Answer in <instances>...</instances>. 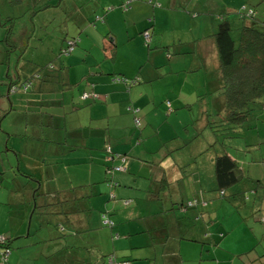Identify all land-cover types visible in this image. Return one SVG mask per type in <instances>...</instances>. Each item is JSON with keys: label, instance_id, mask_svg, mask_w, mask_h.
<instances>
[{"label": "crops", "instance_id": "crops-1", "mask_svg": "<svg viewBox=\"0 0 264 264\" xmlns=\"http://www.w3.org/2000/svg\"><path fill=\"white\" fill-rule=\"evenodd\" d=\"M45 2L28 0L21 10L27 7L22 12L30 15L34 3L38 7ZM78 3L65 13L67 16L61 14L68 19L76 12L78 18L74 19L76 31L72 36L68 25L66 40L82 39L86 19L93 22L90 17L96 20L100 17L98 20L104 23L101 31L107 29L108 39L118 48L114 58L106 52L113 65L108 62L95 69L88 53L74 58L75 50L67 59L69 63L63 61L55 66L61 70L64 64L68 65L62 73L63 86L52 83L38 86L43 93H13L0 80V120L8 122L0 126L3 133L0 182L13 179L12 171L18 167L19 172L34 177L40 185L34 188L19 183L18 194L27 188L29 202L25 204L26 197L22 202L20 196L16 201L11 199L10 205L20 207L14 214L16 218L6 204L5 208L0 206V239L5 238L11 248L7 260L0 251V262L109 264L113 254L118 262L129 264H264V253L258 251L260 244L264 248V192L259 189L264 186L262 173L257 170L258 181H250L256 185L249 215L241 217L235 213L233 217L217 208L218 204L222 207L228 203L216 195V186H212L215 155L211 154L207 167L205 162L200 165L193 161V157L211 153L209 146L214 135L208 121L216 113L211 103L223 101L218 93L220 64L215 40L219 25L225 18L238 30L243 23L239 14L250 11L248 8L254 9L256 19L264 23V0H94V3L78 0ZM101 6L112 10L104 15ZM51 16L50 21L43 16L41 26L38 20L40 34L46 33L48 24L58 18ZM149 29L152 42L147 46L143 32ZM4 33L5 29L0 27V41ZM168 33L172 36L167 40ZM4 47L1 46L2 51ZM125 47H132L129 72L115 65L123 56L120 49ZM0 65L6 68L0 67V78L9 77L11 60H3ZM25 66L26 63L17 62L15 69L20 74L12 75V79L30 75ZM115 78H131L136 83L128 85ZM85 94L97 95L99 100H83ZM41 96L46 100H41ZM168 103L173 109L171 113ZM198 105L200 117L206 121L188 129ZM17 108L22 112L14 119L12 114ZM189 112L193 114L190 116ZM136 118L141 126L146 125L140 133ZM260 130L245 135L252 133L258 138ZM204 133L210 135L205 138L208 145L195 146L191 154L193 145L205 137ZM184 135L187 137L182 138ZM135 141L142 143L141 152H137ZM259 142L252 140L247 146H258L262 141ZM185 147L187 161L178 156L185 153ZM117 167L125 171L108 175L109 168ZM242 170L245 176L251 173L250 167ZM47 181H51L52 187L49 192L44 191L46 195L42 189ZM64 181L69 183L68 187L62 185ZM75 182L79 184L74 185ZM44 196L47 198L43 199ZM195 199L200 201L196 208L186 206ZM248 202L250 199H246L242 209L248 208ZM104 215L115 224L113 228L103 226ZM227 215H232L228 223ZM237 216L240 223L233 228L232 221ZM46 232L47 241H41L39 237ZM69 236L75 240L68 242ZM73 242H78L83 252L71 257L65 253L70 254L67 249L72 248Z\"/></svg>", "mask_w": 264, "mask_h": 264}, {"label": "trees", "instance_id": "trees-1", "mask_svg": "<svg viewBox=\"0 0 264 264\" xmlns=\"http://www.w3.org/2000/svg\"><path fill=\"white\" fill-rule=\"evenodd\" d=\"M63 1L65 4L68 0H59L60 3H63ZM4 2L2 4L4 5L3 7H6V9L3 12L9 10V17H3V12H1L0 7V27L5 29L4 37L0 41V44H6L10 49H18V47H20L19 44H17V42L20 41V35H22L21 38H24V41L33 39L37 35L41 37L42 34L38 31V20H40L41 26L45 13L44 11H48L52 7L60 8L58 4L53 5L52 0H46L44 6L39 5L37 7L34 3L35 7L32 5L31 10L29 11L30 15H28L23 13L21 10L22 6L25 2H28V0H4ZM122 7L125 10L128 9L127 5H123ZM248 9L253 12V15L245 17L243 13L246 10L240 12L239 16L241 17L243 23L238 30H235L231 26L229 20L224 18L219 25L215 36L220 64L219 69L217 70V75L219 76L221 82L218 93L221 94L220 96L223 101L221 102L222 106H220L221 103H219L218 107H214L215 112L217 108L222 110L219 113H215V117L210 116L211 120L208 121L210 130L214 135V142L210 144L209 149L212 147L216 151L215 192L219 193L216 195L221 200L223 199V201H225L224 198H227V191L242 182L245 178L240 163L229 150L231 145L228 144V141L243 138V135L246 133L255 132L259 128L261 129V126L264 127V120L260 119V116L264 115V23L259 22L256 19L257 13L254 9ZM111 10L112 8H107L106 14ZM27 16H29L28 19L32 26L29 28L21 27L19 22L26 19ZM147 33L150 36L151 41L149 42L146 37L144 39L146 45L150 46V43L152 42L150 29L143 32V35L145 36ZM234 33L237 34V37H235ZM68 40H66L68 41L67 50L63 51L65 48L64 46L61 49V52L66 56L74 53L75 47L80 44L79 42L81 39L80 37H76ZM26 44L27 43H25V46ZM5 49V53L7 54V60H5L9 61L11 60V57L9 56L11 51L6 47ZM116 49L117 47L113 43L104 48L105 52H108L113 58L116 56ZM25 67L28 68V71H31L30 75L24 74L22 78L17 77V79L16 77L12 79L13 77L11 75L7 77L8 81H6L5 84L7 85V88L10 89V92L30 93L33 91L36 93H43L44 91L42 88L38 86L43 87L52 83H56V85L60 86L64 85L62 74L65 70L64 67L62 69L60 68L61 70H57V68L55 69V66L52 64L47 66H38L30 65L28 63H26ZM25 67L23 70L26 69ZM15 74L16 76L17 74H20V70ZM115 79H120L118 82L128 84L124 78ZM135 83L136 82H133V84ZM168 106V112H173L171 103H168ZM134 111L135 109L133 112ZM137 120L140 121V119L136 118L135 121ZM199 136H202V134L200 133ZM257 137L260 141L259 143H261V134L259 132H257ZM259 145L263 146L264 142ZM253 147L256 146L254 145ZM111 170L113 169L109 168L108 172ZM108 175L111 174L108 173ZM259 189L264 190V186H259ZM199 203L200 201L195 199L186 206L196 208ZM102 219L103 226L109 228H113L115 226L112 221V226L105 225L104 218ZM0 247L3 252L6 250L11 252V248L7 246L6 239L4 244H0ZM114 257L115 256H113V254L109 257V264H129L127 262H118Z\"/></svg>", "mask_w": 264, "mask_h": 264}, {"label": "rangeland", "instance_id": "rangeland-1", "mask_svg": "<svg viewBox=\"0 0 264 264\" xmlns=\"http://www.w3.org/2000/svg\"><path fill=\"white\" fill-rule=\"evenodd\" d=\"M52 1H53L54 5L58 4V6L60 8H58V7L54 8L53 7L54 9H52L50 12L44 14V17H45L44 20L46 21L48 19L50 21L51 19H53V17L51 15H53V16H57L58 15V18H57V20L54 23L48 24V31L46 33H44L43 37H40V36L37 35L36 36L37 38L35 37L33 39H29V40H25L24 41V38H21L22 35H20L19 36V40L21 42L20 41L17 42V44H19V46H20V47H18V49H14V48L10 49L6 44L4 45L8 50L11 51V53L9 55L11 57V65H10V67H11L10 68L11 69L10 70L11 76L15 75V73H16L15 65H16L17 62H20L21 64L28 63L30 65H38V66H47V65H50V64H52L54 66H59L63 61L66 62V63H69V61L67 59H69L70 56H72L73 54L69 55V56H66L65 54H63L61 52V49H62V46H63L62 43L66 40V37L68 35L67 34L68 33V31H67L68 25H69V29H70L69 33H70L71 36L74 33V31H76V28L74 27V26H76V22H75L74 19L78 20V18L76 17L77 16L76 12H72V10H71L72 17L69 15V18H68L69 20L68 19H64L63 15H66L65 13L68 14L70 9L74 8V5L79 4V3H78V0H76L75 2H74V0L73 1L72 0L71 1L68 0L67 1L68 6L66 7L65 4H64V1H63V3L62 2L60 3L59 0H52ZM84 1H86V0H84ZM88 1H89V3H94V0H88ZM3 2H4V0H0V7H2L1 4ZM90 7H87L86 11H89ZM107 8L108 7H106V6H101L102 10L101 9L100 10L103 13L105 12L104 14H106ZM219 8L221 9L222 6H219ZM5 9H6V7H2L3 11ZM26 9H27V7H23L22 11H25ZM61 11H63V12H61ZM61 14H63V15H61ZM8 15H9V10H6L5 12H3V17H9ZM28 17L29 16H27L26 19H24V20L19 22V25L21 27L29 28V27L32 26L30 24V21H29ZM90 18L93 19V22L92 21L88 22V19H86L87 27L84 29V32L82 34L79 33L80 36H82V39L79 42L80 44L75 47L76 54L73 55V56H74V58L77 57V54H81V55L84 54V56H87V53H88L89 54L88 55L89 62L96 67L95 68V67H93L91 65L95 69H100L101 67L105 66V63H108V62L113 65V63H114L113 60L106 58V52L104 50L105 47H107V46L112 44V42L107 38L109 31H107V29H104V30L101 31V27L104 28L103 20H96L94 18V16L90 17ZM98 19H100V17H98ZM171 36H172V33H168L166 35V39L167 40L171 39ZM145 37H146V35L145 36L143 35V38H145ZM68 41L64 42V47L65 48H64L63 51L67 50ZM25 43H27L26 46H25ZM144 43H145V41H144ZM1 46L2 45L0 44V63H1V61L5 60V59L7 60V58H6L7 54L5 53L6 49L4 47L5 50L2 51L1 50ZM131 50H132V47H125L124 49L123 48L120 49V51L123 53L122 54L123 56L120 57V59L115 63V65L118 64V66L123 68L126 72H129L130 69H131V61H132V57H133ZM62 58H64V60H61ZM82 58H83V56H81V59ZM3 63H5V62H3ZM90 63H88V65H90ZM6 66H7V68H9L8 65H6ZM67 66H68L67 64L66 65L64 64V67H67ZM0 67H2V65H0ZM2 68L6 69L5 67H2ZM77 70H81V69L77 66ZM79 72H81V71H79ZM127 79L132 80V81H129ZM127 79H125V80L128 82V85H132L133 82L135 81V79H131V78H127ZM0 80H2V82H6V81H8V78L4 76V77L0 78ZM4 89H7V88L4 87ZM40 99L41 100H46V98H44L43 96H41ZM219 103L220 102H215L214 104L211 103V105L213 107L214 106L218 107ZM205 106L207 107L208 105L206 104ZM220 106H222V103H221ZM200 110H201V106L200 105H198L197 107L194 108V112L193 113H195V116H193V118L191 119L192 120L191 122L189 121L190 126L187 127L188 129L197 128L200 125H202L204 123V121H206L205 118L203 119L202 117H200ZM221 110L222 109H220V108L218 109L217 108L216 109V113H219ZM21 112L22 111H21L20 108L15 109L13 111L12 118L15 119L16 117L17 118L20 117L18 115H20ZM54 113H57V112H54ZM193 113H190V116ZM163 114H164V116L168 115L166 113H163ZM263 116H260L261 120H264ZM162 118H163V116H162ZM9 119L14 121V119H11V118H9ZM7 123L8 122L0 120V126L1 127L4 124L6 126ZM12 123H15V122H12ZM5 126H3V129H5ZM141 127L140 128L138 127V129H140V130H137V132L140 133L142 130H144L146 128V125L143 123V126H141ZM31 132H33L32 129H31ZM259 132L261 134L260 140L262 142H264V127L263 126H261V130ZM200 133L202 134L203 132L200 131ZM208 133H210V132H208ZM208 133H204L205 137L200 138V140L196 143V145H193V150H191V154H193V151L195 150V146L198 145L200 147V146H202V145H204L206 143L208 145V140H205V138H210V135H208ZM0 134H3L1 129H0ZM8 135L9 134H6L7 137H8ZM185 137H187V136L184 135V137H182V138H185ZM136 139H138L137 141L140 140V138H138V137ZM256 139H258V138H256V135H253L252 133H250V134H247V135H243V138H239V139L228 141V144L231 145L229 147V150L235 156V158L238 159V161L240 162L241 167L244 168V170H247V168L250 167V170H251L250 175H246L242 182H240L235 187H233L232 189H229L227 191V198H224V200H225V202L228 203V205H223L222 206L223 208L221 207L220 204L217 205V208L221 209L222 212H224V213L229 212V213H231L233 215V217L236 214L239 215V216L241 215V217L242 216L246 217V215H249L250 212H247V211H250V209L252 208L251 206L253 205V201H254V198H253L254 197L253 196V193H254L253 192L254 191L253 187L256 185V183L255 184H251L250 181L251 180H253L255 182L258 181V179H259L258 175L259 174L257 173V170H259L262 173V175L264 176V145L263 146H261V145L256 146V148H254L252 146L251 147L247 146L248 143H251L252 140L255 141ZM243 141H246L247 144H244ZM156 142H157V139H156ZM134 145L136 146V148H138L137 152H141L142 151L140 149L142 147L141 146L142 143L138 144L135 141ZM150 146H152V145L149 144V147ZM145 147H146V145H145ZM4 149H5V146L2 148L1 152H4ZM184 149H185V153L182 152V153L179 154V151H178L175 154H177V155L179 154L178 155L179 158L183 157V161H187L188 160V157H187L188 156L187 155L188 151H187L186 147ZM210 152L211 153H206L203 156L201 155V156L197 157L198 159L193 157V159H194L193 161L200 162V165H201L202 162H205L206 167H207L208 159H209V157H211V154H213V155L216 154L215 149L212 148V147H210ZM182 154H184V155H182ZM142 159H144V158H142ZM148 161H150V160H148ZM112 169L115 170L116 168H112ZM12 173H13L12 176H14L13 179L10 178L4 184L0 182V191L2 190L1 193H0V206L4 207L5 204H6V206L11 211H13V216H14V218H16V216L14 214L17 212L18 209H20V207H17L15 204L14 205H10L11 199L14 198V201H16L17 198H19V196H20V201L21 202L23 200V197H26L25 198V204L26 205H28V202H29V199H27L28 192H29L27 188L24 189L26 191L22 190L23 193L25 194L24 196H23V193H21V195H20V193L18 194L17 189L20 188L19 183L23 182V183H25L26 186H31V187H34V188H38L40 185H39L38 180H36L34 177L28 176V174L26 175V174L22 173V171L19 172V168L18 167H15V169L12 171ZM101 182H102V180H101ZM50 183H51V181H49V182L47 181V182H45V184H43L44 185L43 189H42L43 192L44 191H46V192L48 191L49 192L51 190L52 186H50ZM63 183H64V184H62L63 186H65V187L69 186V183H65V181ZM75 183L76 184H74V185H78L79 184V182H75ZM1 184H3L2 188H1ZM212 186H216V180H215L214 184H212ZM263 192H264V190H263ZM216 193H218V192H216ZM43 194H46V193L44 192ZM42 198L45 199V198H47V196H44ZM38 199L40 200V198H38ZM246 199L247 200L250 199V202L247 203L248 208L247 209H242L243 204L246 201ZM110 205H112V204L110 203ZM95 206H99V205L95 203ZM22 208H25L24 210H26L27 207L23 206ZM49 209H51V208H49ZM240 209H242L241 210L242 212H240ZM44 213H45L44 217L47 220V218H48V210L46 209V211ZM232 215L231 216L227 215L226 221H225L226 223L230 222V217H232ZM237 218H238V216L235 217L233 219V221H232V223H233L232 227L233 228L235 226L239 225V223H240L239 221H237L238 220ZM50 224L54 225V222L53 223L51 222ZM259 225H263V224L260 222ZM54 228L56 229V226ZM33 232H32V235L35 234V230H33ZM46 235H47V232L44 233L43 235H41L40 237H39V235H37V236L41 239V241H47L46 238H45ZM251 235H252V233H251ZM68 238H70L68 240V242L70 240L71 241L75 240L73 236H69ZM74 244H77L78 247H73ZM72 245H73L72 248L67 249V251H70V254H67V253H65V254L66 255H70L71 257L73 255H75V256L79 255L80 254L79 252L81 251V249L79 248L78 242H75V243L73 242ZM262 245H264V241H263ZM263 249L264 248H262V246L260 244L258 246V251L260 253H264ZM0 251H1L2 255H3V253H4L3 250L0 249ZM81 252H83V250ZM219 257H221V259H223L221 255H219ZM224 259H226V257ZM2 260L3 259H1V261ZM0 264H7V262H4V260H3V262H0Z\"/></svg>", "mask_w": 264, "mask_h": 264}, {"label": "built area", "instance_id": "built-area-1", "mask_svg": "<svg viewBox=\"0 0 264 264\" xmlns=\"http://www.w3.org/2000/svg\"><path fill=\"white\" fill-rule=\"evenodd\" d=\"M243 14H244L245 17H250V16L253 15V12L250 10V11H245ZM146 39H147L149 42L151 41L150 36H149L148 34H146ZM86 99H93V100H96V101H97V100H99V96L94 95V94H91V95H89V94H85L84 97H83V100H86ZM136 124H137V127H139V126H140V121L137 120V121H136ZM108 151L111 152V148H110V147H108ZM124 171H125L124 168H122V167H117L115 170H111V171H109L108 173H109V174H112L113 172H124ZM190 205H193V204H190ZM106 217H107L106 215H104V217H103V218H104V224H105V225H110V226H112L113 223H112L110 220H108ZM4 242H5V239H4V238H1V239H0V244H4ZM10 255H11V252H10L9 250H6V251L4 252L5 260H7L8 257H9Z\"/></svg>", "mask_w": 264, "mask_h": 264}]
</instances>
